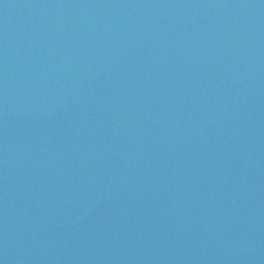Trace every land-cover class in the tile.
Wrapping results in <instances>:
<instances>
[{
  "label": "water",
  "instance_id": "1",
  "mask_svg": "<svg viewBox=\"0 0 264 264\" xmlns=\"http://www.w3.org/2000/svg\"><path fill=\"white\" fill-rule=\"evenodd\" d=\"M0 264H264V0H0Z\"/></svg>",
  "mask_w": 264,
  "mask_h": 264
}]
</instances>
